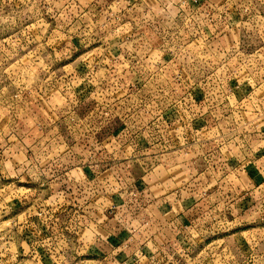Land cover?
I'll use <instances>...</instances> for the list:
<instances>
[{
	"label": "rangeland",
	"instance_id": "rangeland-1",
	"mask_svg": "<svg viewBox=\"0 0 264 264\" xmlns=\"http://www.w3.org/2000/svg\"><path fill=\"white\" fill-rule=\"evenodd\" d=\"M0 264H264V0H0Z\"/></svg>",
	"mask_w": 264,
	"mask_h": 264
}]
</instances>
